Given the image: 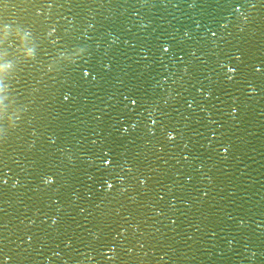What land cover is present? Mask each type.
Segmentation results:
<instances>
[{"label": "water", "instance_id": "1", "mask_svg": "<svg viewBox=\"0 0 264 264\" xmlns=\"http://www.w3.org/2000/svg\"><path fill=\"white\" fill-rule=\"evenodd\" d=\"M0 264H264V0H0Z\"/></svg>", "mask_w": 264, "mask_h": 264}]
</instances>
